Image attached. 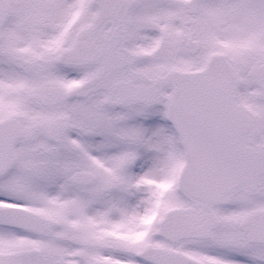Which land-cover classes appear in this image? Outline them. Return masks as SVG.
<instances>
[{"label": "snow or ice", "instance_id": "1", "mask_svg": "<svg viewBox=\"0 0 264 264\" xmlns=\"http://www.w3.org/2000/svg\"><path fill=\"white\" fill-rule=\"evenodd\" d=\"M0 264H264V0H0Z\"/></svg>", "mask_w": 264, "mask_h": 264}]
</instances>
